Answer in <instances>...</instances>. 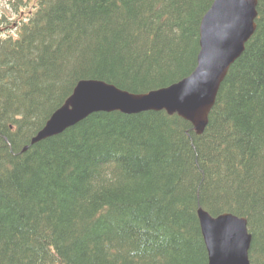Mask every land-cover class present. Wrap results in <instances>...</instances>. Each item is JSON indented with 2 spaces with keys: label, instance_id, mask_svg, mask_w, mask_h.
Returning a JSON list of instances; mask_svg holds the SVG:
<instances>
[{
  "label": "trees",
  "instance_id": "obj_1",
  "mask_svg": "<svg viewBox=\"0 0 264 264\" xmlns=\"http://www.w3.org/2000/svg\"><path fill=\"white\" fill-rule=\"evenodd\" d=\"M12 1L28 18L16 35L0 19V264H207L198 207L245 216L264 264V0L203 132L98 111L36 142L78 79L141 92L189 73L212 0Z\"/></svg>",
  "mask_w": 264,
  "mask_h": 264
},
{
  "label": "water",
  "instance_id": "obj_2",
  "mask_svg": "<svg viewBox=\"0 0 264 264\" xmlns=\"http://www.w3.org/2000/svg\"><path fill=\"white\" fill-rule=\"evenodd\" d=\"M257 0H213L199 26L198 65L183 80L147 93H131L99 79H81L65 102L47 119L31 142L56 134L95 111L136 113L165 108L204 129L218 84L255 28ZM208 264H250V235L244 220L230 213L211 217L198 210Z\"/></svg>",
  "mask_w": 264,
  "mask_h": 264
},
{
  "label": "rangeland",
  "instance_id": "obj_3",
  "mask_svg": "<svg viewBox=\"0 0 264 264\" xmlns=\"http://www.w3.org/2000/svg\"><path fill=\"white\" fill-rule=\"evenodd\" d=\"M3 3H6L7 4V0H0V7L2 6ZM2 11H6L7 13L10 12V9L6 8V5L0 10V15H1V12ZM14 16H12L13 18H17L15 17L16 14L13 13ZM9 26H12V23L9 24Z\"/></svg>",
  "mask_w": 264,
  "mask_h": 264
},
{
  "label": "bare ground",
  "instance_id": "obj_4",
  "mask_svg": "<svg viewBox=\"0 0 264 264\" xmlns=\"http://www.w3.org/2000/svg\"><path fill=\"white\" fill-rule=\"evenodd\" d=\"M76 85H77V83H76ZM76 85H75V86H76ZM75 86H74V87H75ZM217 92H218V90L216 91V93H217ZM215 95H216V94H215ZM214 101H215V98H214ZM213 103H214V102H213ZM136 113H137V112H136ZM250 244H251V243H250ZM250 244H249V247H248V251H247V252H249Z\"/></svg>",
  "mask_w": 264,
  "mask_h": 264
}]
</instances>
